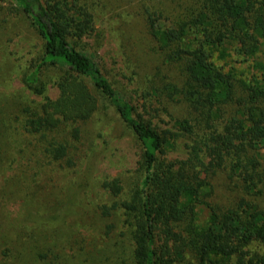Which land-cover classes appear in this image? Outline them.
<instances>
[{"label": "trees", "instance_id": "1", "mask_svg": "<svg viewBox=\"0 0 264 264\" xmlns=\"http://www.w3.org/2000/svg\"><path fill=\"white\" fill-rule=\"evenodd\" d=\"M13 1L43 42L30 75L39 86L33 92L45 90L42 68L58 72V96L27 111V132L45 136L62 123L86 122L105 100L141 146L143 186L102 207L106 217L122 212L131 264H177L186 254L195 264H264V254L253 251L264 248V61L255 59L264 43V0H205L191 17L168 27L160 15L147 14L149 34L180 80L164 83L161 95L187 106L189 117L176 121L177 127L199 145L190 148L193 158L173 161L165 155L175 135L136 118L93 59L72 46V38L92 31L91 13L77 0ZM231 51L259 74L240 79L233 68L217 63ZM70 136L79 139V126ZM44 150L53 161L68 152L62 142L47 143ZM218 171H227L230 197L238 198L229 207L206 201L211 189L202 175ZM102 187L113 197L122 192L118 179Z\"/></svg>", "mask_w": 264, "mask_h": 264}, {"label": "rangeland", "instance_id": "2", "mask_svg": "<svg viewBox=\"0 0 264 264\" xmlns=\"http://www.w3.org/2000/svg\"><path fill=\"white\" fill-rule=\"evenodd\" d=\"M77 2L91 13L93 27L81 39L72 38V46L93 59L136 118L175 135L166 160L193 158L196 151L190 148L199 145L176 122L187 118V106L161 95L164 83L180 80L164 62L146 17L156 13L162 26H174L200 10L205 0ZM42 53L31 19L13 0H0V264H131L122 212L106 217L102 207L128 199L143 186L141 146L105 100L86 122L62 123L45 136L27 132V111L59 93L53 84L58 72L50 68L41 69L43 93L33 92L37 85L30 75ZM255 59L264 61V43ZM217 63L233 68L240 79L259 74L232 51ZM74 126L80 129L77 140L70 136ZM51 142L67 145L63 160L53 161L45 152ZM202 177L211 189L207 202L229 207L237 201L230 197L233 182L227 171ZM113 179L122 186L118 197L102 187ZM253 251L264 254L260 245ZM184 259L177 264L196 261L191 254Z\"/></svg>", "mask_w": 264, "mask_h": 264}]
</instances>
